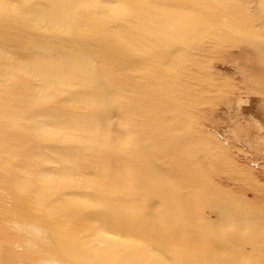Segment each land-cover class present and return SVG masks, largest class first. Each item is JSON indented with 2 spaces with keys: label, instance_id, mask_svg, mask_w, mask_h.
Returning <instances> with one entry per match:
<instances>
[{
  "label": "bare ground",
  "instance_id": "bare-ground-1",
  "mask_svg": "<svg viewBox=\"0 0 264 264\" xmlns=\"http://www.w3.org/2000/svg\"><path fill=\"white\" fill-rule=\"evenodd\" d=\"M229 2L0 0V264L39 261L13 247L12 218L46 227L62 264H244L196 243L217 237L198 200L219 217L231 203L191 180L188 149L219 73L205 57L242 72L239 95L264 88V16Z\"/></svg>",
  "mask_w": 264,
  "mask_h": 264
},
{
  "label": "rangeland",
  "instance_id": "rangeland-1",
  "mask_svg": "<svg viewBox=\"0 0 264 264\" xmlns=\"http://www.w3.org/2000/svg\"><path fill=\"white\" fill-rule=\"evenodd\" d=\"M228 1L230 5L236 6L242 2L241 9L255 16L254 20L260 19V14L264 16V2L257 4L250 0ZM220 5L217 9L210 10L226 11V4ZM241 9L236 8V11ZM222 19L227 20L224 13L221 14ZM238 48L240 44L234 48L226 47L225 51L237 53L238 56ZM209 55L205 57L204 65L209 63L211 71L220 74L215 77L211 75V82L203 83L214 86L210 94L206 88L201 95L196 94L201 97L199 102L202 104L195 108L200 107L201 112L198 117L191 116V132L195 139L192 141L194 145H190L188 149L197 152L193 156L197 174L192 168L190 176L196 183L201 175V184L204 181L211 183L221 192L217 195L231 203V208L228 214L219 217L213 203L198 200L196 206H201L198 210L199 220L217 237H200L196 243L203 241L202 244L207 246L208 242L209 248L216 254L233 252L237 255L236 260L246 259L244 264H264V88L260 92L250 91L249 94L239 95L240 82H244L242 78H238L240 71L236 72L231 66L229 69L227 63L216 54ZM216 56L219 60L217 58L214 61ZM233 70L234 72H230ZM245 85L254 86L249 81ZM124 95V100H127L132 94L126 92ZM238 97H242V100L239 101ZM203 157L207 160L201 164ZM161 209L162 205L159 208L154 206L152 212L158 216ZM123 211L130 214L131 219H138L137 206L124 208ZM195 226L198 228L200 224ZM159 236L167 237L166 234ZM182 238L187 240L184 236ZM243 244L241 252L238 248Z\"/></svg>",
  "mask_w": 264,
  "mask_h": 264
},
{
  "label": "clouds",
  "instance_id": "clouds-1",
  "mask_svg": "<svg viewBox=\"0 0 264 264\" xmlns=\"http://www.w3.org/2000/svg\"><path fill=\"white\" fill-rule=\"evenodd\" d=\"M8 231L20 239L13 244L18 252L35 255L38 264H62L55 254L44 253V249L52 247L49 230L38 221L12 218L7 221Z\"/></svg>",
  "mask_w": 264,
  "mask_h": 264
}]
</instances>
